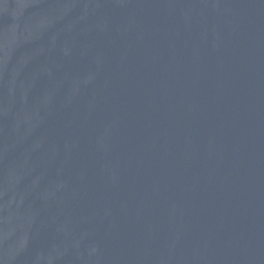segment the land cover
Segmentation results:
<instances>
[{"label": "water", "instance_id": "95a60500", "mask_svg": "<svg viewBox=\"0 0 264 264\" xmlns=\"http://www.w3.org/2000/svg\"><path fill=\"white\" fill-rule=\"evenodd\" d=\"M0 264H264V0H0Z\"/></svg>", "mask_w": 264, "mask_h": 264}]
</instances>
